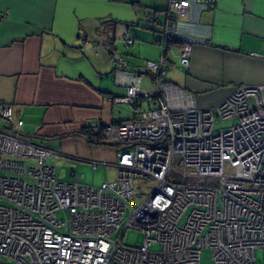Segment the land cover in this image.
Listing matches in <instances>:
<instances>
[{
	"label": "built area",
	"instance_id": "built-area-1",
	"mask_svg": "<svg viewBox=\"0 0 264 264\" xmlns=\"http://www.w3.org/2000/svg\"><path fill=\"white\" fill-rule=\"evenodd\" d=\"M189 2L168 0L165 45L177 38ZM190 56V43H182L186 70ZM111 59L126 86L112 101L136 109L130 120L93 129L116 152L112 162L91 161L92 169L113 166L114 180H60L47 162L55 152L25 139L12 107L0 105L11 127L0 129V264H200L202 249L213 264H264V86L240 85L201 109L193 95L162 81L165 57L146 61L150 85L122 58ZM141 98L152 106L141 110ZM136 180L154 183L138 202ZM128 229L139 231L142 243L125 244Z\"/></svg>",
	"mask_w": 264,
	"mask_h": 264
},
{
	"label": "crops",
	"instance_id": "crops-1",
	"mask_svg": "<svg viewBox=\"0 0 264 264\" xmlns=\"http://www.w3.org/2000/svg\"><path fill=\"white\" fill-rule=\"evenodd\" d=\"M167 3L0 0V105L12 107L25 139L55 152L48 164L55 168L51 158L57 155L79 165L114 161L115 147L90 144L82 133L135 116L133 106L122 104L128 106L124 116L121 104L112 101L126 93L123 79L116 77L113 56L122 58L128 69L142 72L144 85L152 81L146 61L166 56L168 69L162 80L193 95L201 109L216 107L240 85L264 86V0H215L207 5L190 0L176 22L177 38L191 45L188 70L179 64L180 45H165ZM121 34L133 40L128 57L119 51ZM147 52L152 58L142 62ZM175 63L184 73H177ZM151 106L150 99L139 100L141 110ZM3 120L0 129L11 128ZM75 175L71 169L68 179L57 177L72 181Z\"/></svg>",
	"mask_w": 264,
	"mask_h": 264
},
{
	"label": "rangeland",
	"instance_id": "rangeland-1",
	"mask_svg": "<svg viewBox=\"0 0 264 264\" xmlns=\"http://www.w3.org/2000/svg\"><path fill=\"white\" fill-rule=\"evenodd\" d=\"M160 18L161 19L163 18V13H160ZM121 36H122V34L120 35V38L117 37L119 51L121 53H123L125 57H128L127 54L131 55L130 53H132V49L134 47L132 45H126L123 37L121 38ZM135 46H136V44H135ZM151 54H152V52H147L146 55H148V57H143V55H142L141 61L143 58H152ZM173 61H175V60H173ZM142 62H144V61H142ZM173 68L177 71V73H181V72L184 73V70L182 68H178L176 66V63H175V65H173ZM163 79H165V77ZM120 104H121V108H122L121 114L125 116L127 114L128 106H124L125 103H120ZM120 104H118V105H120ZM122 104H124V105H122ZM3 121H4L3 119H0V123H2ZM233 122H235L234 119L224 120V121H220L218 125H219V127H227L228 125L232 124ZM107 148L111 149V147H107ZM51 163L55 166L56 172H57V175L59 178L68 179L70 170L74 169L76 171V174L84 176L83 181L85 183H88V184L97 183V182H100L101 180L111 181L114 179L115 174H116V170L113 166H109V168H106L104 166H100L97 171H93V169H91L90 164L89 165L88 164L79 165L76 160L68 158L64 155H61V156L57 155V157L55 156V157L51 158ZM135 184H137V186H138V188H137L138 192L143 194V195H137L135 197L136 202L140 201L142 196L147 195L151 191V189L154 185V183L151 181L142 184V182L139 180H136ZM142 241H143V236L137 230L128 229L124 233L123 242L127 245L133 246L135 244L142 243ZM159 248H160L159 244H152L151 245L152 250H158ZM258 256L261 257V252L259 250H258ZM200 264H213V261L211 259V252L209 249H202L201 250Z\"/></svg>",
	"mask_w": 264,
	"mask_h": 264
},
{
	"label": "trees",
	"instance_id": "trees-1",
	"mask_svg": "<svg viewBox=\"0 0 264 264\" xmlns=\"http://www.w3.org/2000/svg\"><path fill=\"white\" fill-rule=\"evenodd\" d=\"M164 12H166V9L164 10ZM111 24L112 25H116V22L115 21H111ZM171 42H174V43H177L179 45H181L183 42L178 39V38H174V39H171L170 40ZM166 59L167 57L164 56ZM163 77V76H162ZM162 79V78H161ZM163 81V80H162ZM164 82V81H163ZM9 129V127H7ZM82 133L84 134L85 136V139L88 143L90 144H95V145H107V143L105 141H103V137L101 135L100 132H94L93 129L91 128H86L82 131Z\"/></svg>",
	"mask_w": 264,
	"mask_h": 264
}]
</instances>
